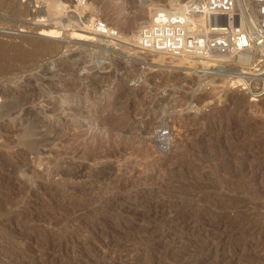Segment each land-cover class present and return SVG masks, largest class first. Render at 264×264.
Instances as JSON below:
<instances>
[{"label":"rangeland","instance_id":"374dc122","mask_svg":"<svg viewBox=\"0 0 264 264\" xmlns=\"http://www.w3.org/2000/svg\"><path fill=\"white\" fill-rule=\"evenodd\" d=\"M5 1L0 40L31 50L0 54V264H264L259 56L242 64L224 52L139 45L156 10L201 0ZM29 38L39 41L33 49ZM236 69L250 72L239 80ZM72 77L81 97L74 105L88 106L75 118L62 84ZM8 89L25 94L22 107L36 105L35 134L25 132L32 114L2 112ZM128 107L153 114L151 132L141 116L106 143ZM91 115L107 118L101 135L84 121ZM212 115L220 121L205 125ZM99 139L115 165L103 178L89 159ZM72 161L88 167L73 177ZM244 163L257 173L242 174ZM113 195L120 199L106 204Z\"/></svg>","mask_w":264,"mask_h":264},{"label":"built area","instance_id":"2783aa9c","mask_svg":"<svg viewBox=\"0 0 264 264\" xmlns=\"http://www.w3.org/2000/svg\"><path fill=\"white\" fill-rule=\"evenodd\" d=\"M193 12L230 18L212 25L210 31L193 30ZM99 27L106 25L99 22ZM137 40L142 48L151 51H222L233 55L246 52L250 58L256 53L258 65L253 71L264 80V0H201L189 2L187 8H161L150 23L141 27Z\"/></svg>","mask_w":264,"mask_h":264},{"label":"bare ground","instance_id":"6f19581e","mask_svg":"<svg viewBox=\"0 0 264 264\" xmlns=\"http://www.w3.org/2000/svg\"><path fill=\"white\" fill-rule=\"evenodd\" d=\"M0 4L3 6L6 3L5 0H0ZM12 4V3H11ZM5 7V6H3ZM218 15H201L200 13L198 12H193L191 13V18H190V26L191 28L193 29V27H195L196 25H199V30H202V29H205L206 31H210L211 28H212V25H216L217 23H215V18L217 17ZM226 18V17H225ZM230 18V17H229ZM227 19V18H226ZM225 19V20H226ZM234 19H236L234 17ZM99 21V20H98ZM151 22V21H150ZM149 22V23H150ZM104 29V28H103ZM140 32V31H139ZM138 37H139V33H138ZM30 39V40H29ZM28 41L30 42L31 44V47L32 49L35 48L38 44L37 40L36 39H32V38H29ZM138 39V38H137ZM47 41V40H46ZM50 43V42H49ZM9 48H13L19 55H22L24 56L25 54H27L30 50L26 49L23 44H19V43H6V42H3L0 40V54H3L5 53ZM185 51H188L190 53H195L196 51L194 50H185ZM213 53L217 52V54L219 53H222V51H212ZM225 53V52H224ZM243 54V57H244V54H246V52L244 53H241L239 55L236 56V59H240V61H242L241 63L243 64L244 61H252V64H253V57L252 58H243L241 59V55ZM256 56V55H255ZM247 57V56H246ZM256 58V57H255ZM256 60V59H255ZM255 62V61H254ZM62 63V62H61ZM68 64V63H67ZM246 64V63H245ZM250 65V63H249ZM256 65V64H255ZM254 65V66H255ZM68 66V65H67ZM71 66V65H69ZM119 69V68H118ZM65 70V69H64ZM66 71V70H65ZM69 71V70H68ZM71 71V70H70ZM76 72V71H75ZM74 72V73H75ZM236 74L234 75V77H238L239 80H243V78L246 76V74L248 73L249 74V70H240V69H236L235 70ZM66 73V72H65ZM258 74V73H257ZM70 75V74H69ZM256 75V74H255ZM72 76V75H71ZM87 76V75H86ZM248 76V75H247ZM91 77V76H90ZM95 77V76H94ZM258 77V76H257ZM255 77V78H257ZM92 78V77H91ZM259 78V77H258ZM257 78V79H258ZM80 79V78H79ZM88 79H89V75H88ZM87 79V80H88ZM98 79V78H97ZM100 79V78H99ZM256 79V80H257ZM85 80V78H84ZM95 80V79H94ZM83 81V80H82ZM107 81V80H106ZM93 82V81H91ZM95 82V81H94ZM98 82V81H97ZM51 83V82H50ZM104 83V82H103ZM32 84V83H31ZM46 84V83H45ZM49 84V83H48ZM47 84V85H48ZM64 85H67L66 88L67 90H69L71 96H70V100L68 102V105L71 107V109H73V112H72V117L75 118L78 114H81L82 112H84L88 106H81V107H76L74 104L75 102L80 99L81 97L79 96V90H77V84L78 83V80L77 78H73L71 80H69L67 82V84L65 83H62ZM86 84V83H84ZM91 84V83H89ZM94 84V83H93ZM96 84V83H95ZM94 84V85H95ZM107 84V83H106ZM80 85V84H79ZM30 86V85H29ZM92 86V85H91ZM52 87V86H51ZM79 87V86H78ZM100 87V86H99ZM44 88V87H43ZM98 88V87H97ZM10 89V88H9ZM6 92V101L4 103H2L4 106V110L2 112L4 113H8V112H11L12 109L14 108H18L20 107V115L22 114V116H20V118L23 120L24 118H26L27 116H29L30 114H32V116L34 118H31L30 119V122L25 126V132H31L33 134H35V122L37 121L36 119V111H38L36 105H32L30 107H27V108H24L22 107L23 104V101H25V97L24 96L25 94L20 92V93H17L15 96L14 93H11V90H9ZM29 89V87H28ZM79 89V88H78ZM88 89V88H87ZM94 89V88H93ZM99 89V88H98ZM6 90V89H5ZM36 90V89H35ZM96 90V88H95ZM14 92V91H13ZM127 92V90H126ZM130 92V91H129ZM127 92V93H129ZM24 94V95H23ZM32 94V93H31ZM29 95V94H28ZM125 95V94H124ZM130 95V94H129ZM32 96V95H31ZM30 96V97H31ZM33 96H35L33 94ZM128 96V95H127ZM28 98V97H27ZM33 98V97H32ZM36 98V97H34ZM129 99V98H128ZM29 102L31 101L30 99H28ZM27 100V101H28ZM26 101V102H27ZM36 100L33 99V101L31 102H35ZM30 102V103H31ZM57 105V102H54L52 104V106H56ZM104 104H99L97 108H100L102 107ZM2 107V106H1ZM133 108V107H132ZM137 108V107H136ZM134 109V108H133ZM133 109L129 108L126 110V112H124L123 114L120 115V117L117 119L118 122L116 124V126L114 127V131H110L109 135H108V140L109 142H106V143H110L111 139L112 138H116V136H119V137H126V134L133 131L134 130V125L136 124V122H138L139 119H141V116L143 117V125H144V129H142L143 133H150L151 132V129H152V126L154 125L153 123V114H149V112L145 113V114H142V111H139V113L134 114L133 113ZM3 114V113H2ZM134 114V115H133ZM155 114V113H154ZM134 116V117H133ZM133 117L134 121L133 122L134 124H131L129 126H127L126 124V120ZM205 125L207 124L208 126H212V125H216L219 118H218V115H212V116H207L205 117ZM106 119L107 118H102V117H98V116H95V115H91L90 117L88 118H85V120L89 121V123L91 124H94V123H98L99 126L101 127L99 131L95 132V136H98V135H101V133L103 132L104 128H105V124H106ZM151 119V120H150ZM220 121V120H219ZM230 126V125H229ZM24 131V130H23ZM167 136V133L166 132H160L159 135H158V139H164L166 138ZM162 141V140H160ZM105 142L103 143L101 139H99V144H98V147L90 154V157L89 159L91 161H96V165L94 167H92L91 171L97 175V177H105L107 175H110L111 172H113V170L115 169V165L110 162V153L112 152V149L106 144ZM37 145H38V141L37 140H31L29 141V147L31 148L32 151H36L37 149ZM88 167L87 164L85 163H79L77 164L75 161H72L70 162V169H69V173L74 177L76 174H78L79 172L81 171H84L86 168ZM246 163H244L240 169V172L243 174L247 172H249V174L252 173V175H255L257 172H255L253 169V167H251L249 170H246ZM69 174V175H70ZM124 181H127L128 180V177H124L123 178ZM133 179L130 178V180H128V184H130V182H132ZM73 186V192H77V191H80V190H83V187L78 185L77 186V183H73L72 184ZM120 199V196L119 195H113L111 196L108 200H106V204L107 203H115V200H119ZM218 245V244H217Z\"/></svg>","mask_w":264,"mask_h":264}]
</instances>
